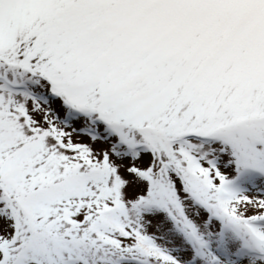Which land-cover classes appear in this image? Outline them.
I'll return each mask as SVG.
<instances>
[{
  "label": "snow or ice",
  "instance_id": "snow-or-ice-1",
  "mask_svg": "<svg viewBox=\"0 0 264 264\" xmlns=\"http://www.w3.org/2000/svg\"><path fill=\"white\" fill-rule=\"evenodd\" d=\"M0 264H264V0H0Z\"/></svg>",
  "mask_w": 264,
  "mask_h": 264
}]
</instances>
